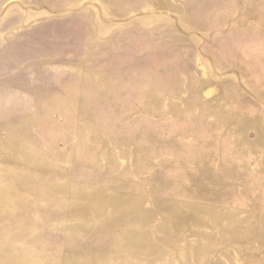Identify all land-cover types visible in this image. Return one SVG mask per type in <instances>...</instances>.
Instances as JSON below:
<instances>
[{
    "label": "rangeland",
    "instance_id": "rangeland-1",
    "mask_svg": "<svg viewBox=\"0 0 264 264\" xmlns=\"http://www.w3.org/2000/svg\"><path fill=\"white\" fill-rule=\"evenodd\" d=\"M0 264H264V0H0Z\"/></svg>",
    "mask_w": 264,
    "mask_h": 264
}]
</instances>
